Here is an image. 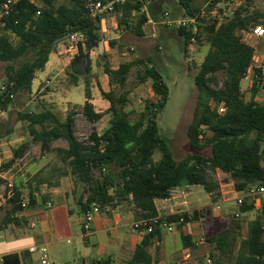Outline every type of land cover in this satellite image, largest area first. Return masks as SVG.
I'll return each instance as SVG.
<instances>
[{
    "label": "trees",
    "instance_id": "16d2710c",
    "mask_svg": "<svg viewBox=\"0 0 264 264\" xmlns=\"http://www.w3.org/2000/svg\"><path fill=\"white\" fill-rule=\"evenodd\" d=\"M6 1L0 0V7ZM41 1L43 5L32 0H18L11 14L4 19L5 26L0 27V62L4 63L2 82L6 83L4 90L0 88V110L26 106L37 72L45 68L57 44L74 33L82 34L85 40L78 44L79 53L67 73L74 86L79 84L80 76L85 78L86 102L79 110L69 111L64 120L50 108L43 111L24 108L22 113L19 112L18 119L28 123L33 139L16 148L5 167L23 158L33 143L40 144L42 153L54 152L63 163L61 175L71 174L83 187L84 192L79 198L81 212L93 203L101 210L124 203L133 205L136 222L145 220L147 227L152 225L153 229L149 233L146 227L137 229L145 235L126 264H154L149 248L160 240L164 222L178 223L182 228L199 219L197 212L160 217L157 201L169 199L176 188L201 186L208 194L219 195L222 189L217 177L221 175L235 192L264 186V103L255 100L257 93L262 91L254 82L250 99L242 92V81L254 68L256 52L245 40V33L256 26H264V12L255 8L256 0H245L223 19L213 12L218 9L219 14H224L217 6L230 0H204V3L176 0L186 17L197 20L196 33L190 28L179 29L186 56L189 57L192 43L207 49L203 62L197 66V101L187 134L195 150L202 152L211 147L212 151L211 155L188 154L181 161L175 160L160 134L158 118L168 103L169 89L153 57L124 62L117 69L105 64L111 89L108 92L101 89V93L110 102L106 111L111 116L109 127L102 134L94 131L87 140L76 136L79 114L91 124H97L105 115L96 112L92 103L93 61L90 55L102 42L103 15L94 14L90 9V4L96 0H68L62 4H57V0ZM152 3L150 11L144 10L146 3L143 0L115 3L116 9L112 13L121 17L118 27L144 36V26L150 19L157 20L161 9L157 4L160 1L153 0ZM209 16L213 19L209 20ZM115 44L110 43L111 47ZM134 67H139L138 83L151 81L156 98L147 100L141 116L131 121L130 114L125 111L129 104V93L125 88ZM259 72L260 69H255V74ZM220 74L222 84L218 80ZM221 105L227 108L223 115L218 112ZM57 141H66L68 148H53ZM156 154L159 159L155 158ZM96 170L100 172L99 177L94 176ZM50 184H53L51 180ZM28 186L34 207L38 203L36 189H32V182ZM14 191V196L7 201L4 225L21 220L17 215L23 212V192L18 186ZM42 200L46 202V197ZM255 202V199L246 198L239 214L253 211ZM262 211L251 222L246 238L242 237V225L237 220H233L232 227L207 238L206 242L212 247L213 264H264V206ZM157 217L159 223L155 224L153 220ZM181 218H184L183 223H180ZM181 236L184 248L194 246L191 236L183 233ZM3 264H22L21 257L6 255ZM93 264L116 262L108 256L96 259Z\"/></svg>",
    "mask_w": 264,
    "mask_h": 264
},
{
    "label": "rangeland",
    "instance_id": "374dc122",
    "mask_svg": "<svg viewBox=\"0 0 264 264\" xmlns=\"http://www.w3.org/2000/svg\"><path fill=\"white\" fill-rule=\"evenodd\" d=\"M32 1L38 3L39 5H43L41 0ZM158 1H160V3L157 4L161 8L157 15L158 18L157 20L149 21L148 24L145 25V35L142 37L137 36L130 31H124L123 28H119L118 23L121 19L119 14L107 12L104 14L96 13L103 15L101 22L102 42L99 46V49L95 52L93 61V68L97 75V79H94V83L98 88L96 91L97 95L94 98L96 101V108L98 111H105V104L103 102L99 84L101 79L104 78L105 64L109 63L111 67L117 68L124 62L133 61L141 57H153L169 89L168 103L164 108L163 113L158 118L160 134L171 148L175 160L181 161L188 154L193 153L211 155V147L206 148L202 152L195 150L191 146L187 134L188 127L192 122L197 101L198 92L195 84V76L198 72L197 66L203 62L207 50H205L204 47H199L197 43H192V45H190L189 57H187L184 52V39L179 33L180 27H178L177 24H168V21L186 19L187 17L185 16V11L177 4L176 0ZM66 2H68V0H57V4ZM143 2L147 5V11H150L149 6L153 5V0H143ZM198 2L204 3V0H199ZM244 2L245 0H230L229 3H221L220 7L224 12H227V16H229L234 12L235 9L239 7V5H241V3ZM254 3L255 8L264 12V0H256ZM202 8L206 10L205 5ZM210 19L213 18L209 16V20ZM118 36L119 38H117ZM245 40L252 44L250 38L247 36L245 37ZM111 42L116 43L114 47H111ZM261 48L263 47L257 45L256 61L254 62V67H260L264 62V59L261 60L263 57L260 55V51L262 50ZM262 51H264V48ZM72 61L70 62L69 67ZM68 69H66L61 78L52 84V88H50L48 91L49 94L52 95L50 97V109H52L63 120L66 119L69 111L76 109L72 105V102H67L65 100V94L68 93L71 88L74 91V100H76V102H80L82 100L81 103H83L85 101V78L80 76L81 82H79L77 86L71 85L69 75L67 73ZM138 69L139 67L133 68L125 88V90H127L129 93V104L125 108V111L130 114L131 121H135L141 116L145 110L147 100L156 98V95L152 90L151 81H148L145 84L138 83ZM254 75L255 70H251L248 74L249 79L243 80L242 85L244 95L248 96L250 92V84L251 82L254 83ZM3 78L4 63L0 62V83H2ZM218 80L219 83L222 84L223 77L221 74L218 75ZM107 88L108 90L111 89L109 85ZM115 90H117L118 93H121L119 89L115 88ZM23 110L24 107L18 109L12 107L8 113L0 118V143L6 145V153H2V157L4 155L12 154L13 146L15 147L20 143L19 141L22 135L27 134L28 124L18 119V113H22ZM104 113V117L97 124L89 123L82 114H79L76 117V136L80 140H87L94 131L102 134L109 127L111 118L110 114H108L106 111ZM55 144L68 146L66 141H57ZM30 155L36 157L38 161H41V163L44 164L54 160L55 156L54 153L42 154L40 146L38 145H34L32 147ZM30 155H28L29 160L31 159ZM43 155L45 156V159L42 158ZM155 158L159 159V154H156ZM11 159L8 160L5 158L3 162H1L2 164H0V172H6L7 177L14 176L13 178L15 179L17 170L23 169V173H25L26 168L24 165L26 159L24 161L18 162L19 165L17 166V169L10 170L13 165L8 168L5 167V165ZM28 166L29 165H27V167ZM94 176H100L99 170L94 172ZM217 178L219 182H221L222 194L219 193V195H217L216 193L210 195L201 186L187 185L185 189L187 192H189L187 199L184 198L185 201L188 200L187 208L191 213L197 212L201 218H204L202 222V229L197 236L199 240L204 237V241L200 244L199 249L192 256L193 258H196L195 261L192 260V257L190 259L187 258L184 251H179L178 253L176 252L175 260L178 264H206L208 259H211V264H213V260L210 257L212 247H210L206 242L207 238L217 235L222 231L232 227L233 220H237L241 223L242 237L246 238L248 236L251 222L263 212L264 195H261L255 202L256 208L253 211L240 215L239 213L241 206H239L235 201L236 193L233 192V187L225 184V177L223 175ZM28 184L29 182L25 183V186ZM183 188H185V186ZM83 192V187H81L80 193ZM0 193L1 220L5 215V209L8 207V204L5 202V188H3ZM184 193L187 194L186 192ZM24 195L29 196V191L25 190ZM86 196L87 195L85 194V197ZM218 203H220V209H217L216 207ZM120 223L121 225L118 226L115 224V222L111 221L110 234L107 232L99 233L94 236L91 234V236L88 238L89 242H87L88 239H83L81 237L72 238L71 246H75L77 243L79 248L78 253L75 256L76 259L83 260V258L88 259L102 256V246L107 243L109 239L118 238L119 236H126V233L128 232L127 230H129V228L126 227L127 220L121 218ZM166 229L162 235L164 246L156 245L157 241H155V245L152 247L154 264H171L170 260L166 258V255L163 252V247L165 248L166 252L169 253V255L174 253L178 248L182 247L181 234L179 230L175 229V231L169 232ZM28 230V234L35 233V229L29 227ZM67 246L69 245L67 244ZM167 246L168 248H166ZM82 247H85L86 249L87 255L85 257L81 251ZM47 251L49 253V249H47ZM107 254H114L118 264H126L128 261L127 259H129V257L127 258V253H125L124 259H119V255L114 252H108ZM163 258L165 259L164 261ZM196 260L198 261L197 263Z\"/></svg>",
    "mask_w": 264,
    "mask_h": 264
},
{
    "label": "crops",
    "instance_id": "0c3cea01",
    "mask_svg": "<svg viewBox=\"0 0 264 264\" xmlns=\"http://www.w3.org/2000/svg\"><path fill=\"white\" fill-rule=\"evenodd\" d=\"M144 10H147V5L145 6ZM151 20L152 19H150V21ZM144 31H145V26H144ZM117 38H119V36ZM250 40L252 43L251 45L253 47L257 48V45H260V47L264 48L263 39H257L255 37H251ZM263 48L261 49L263 50ZM98 49L99 47L91 51L90 55L92 61H94L95 52ZM262 50L260 51V55L263 56L261 60L264 59V51ZM78 53L79 52L73 51L64 40L60 41L57 44L56 50L50 55L49 61L46 64L45 68L37 72L36 74V77L32 83V92L30 95V99L28 100L26 106L24 107L25 109L30 108L31 110L34 111H43L51 107L50 97L52 95L49 94L48 91L50 88H52L51 87L52 84L63 76L66 69H68L70 62L75 58V56ZM117 68H113V69H117ZM94 79H97V75L93 68L92 103L95 106L96 112H105L110 108V102L104 99V97L102 96L103 102L105 104L104 105L105 111L97 110L96 101L94 98L97 95L96 91L98 88L94 83ZM245 79L248 80L249 77L247 76ZM99 84H100V91L101 89L106 92L110 91V89L108 90L107 88V86L108 85L110 86V84H109V78L106 73L104 74V78L101 79ZM249 88H250V92L248 96L244 95L246 99H250L252 97V88H253L252 82ZM242 92L244 93L243 85H242ZM65 97H66L65 100L67 102H72V105L77 110H79L86 102V98L83 103H81L82 100L80 102H76V100H74V91L72 90V88L68 91V93L65 94ZM255 100L260 103H264V95L261 92L257 93ZM32 139L33 137L30 134L29 129H27V134L22 135L20 137V141H19L20 143L17 144L15 147L13 146L12 154L4 155L3 157H2V153L3 154L6 153L5 151L6 145L0 143V157H1L0 164H2L1 162H3L5 158L8 160L11 159L13 157L14 150L18 148L24 141H32ZM34 145L40 146V144L33 143L30 149L25 153L24 157L18 159L13 164L14 167L12 166V168L10 169V170L17 169V166L19 165L18 162L24 161L26 159L24 165L26 168L25 173H23L24 172L23 169H19L20 171L17 170L15 179L13 178L14 176L7 177L6 172H1V173L4 178L8 179L9 181H12L15 186H18L20 188V191L23 192V194L25 190L29 189L28 186L29 184L25 186V183L27 182L33 183L32 189H36L35 195L38 201V203L36 204V206H34L33 209L35 211V214H37L36 217L37 225L35 228H32L35 229L34 230L35 233L28 234L29 231L28 229L30 227L29 217L34 215V212L33 213L22 212L17 215L21 220H19L17 223L12 222L11 224L8 225H4L2 218L0 220V264H3L4 256L11 254L19 255L21 257L22 264H39L38 254H32L28 250L30 247L38 246V245L45 246L47 247V249H49L50 258L56 264H93V262L96 259L101 260L102 258L108 256H111L115 260L116 264H118L114 254H107L108 252H114L118 254L119 259H124V255L125 253H127L128 254L127 258L129 257V259L127 258L126 259L130 260L135 252L137 245L142 241L145 235V233L140 232L139 230L134 228V223L136 222V219H135L133 205H131L130 203H124L121 205L106 207L105 209L101 210L100 213L95 216V220L92 226V232L89 234V236L85 237L82 228L83 212H81V208L79 205V198L81 196L80 185L71 176V174L67 176L61 175V169L64 166L63 163L56 157L54 152H50L52 154L54 153L55 155L54 160H52L51 162L49 161L47 164L41 163V161H38L36 157L30 155V152ZM52 147L68 148V146L66 145H57L55 143L53 144ZM40 150H41V146H40ZM42 154H46V153H42ZM28 155H30L31 157L30 160L28 159ZM42 158L45 159V156L43 155ZM27 165L29 166L27 167ZM68 171L70 172V169H68ZM50 180L53 184H50ZM183 187H179V189L181 191L184 190V192H186L189 195V192L185 190L187 186H185V188ZM235 193H236L235 196L237 197L238 192ZM43 197H46V202H43L42 200ZM184 197L185 196L183 195L181 196L180 194L175 199L170 198L167 200H158L157 207H158V211L160 212V215L162 216L167 214L174 215V214H179L183 211L191 213L187 208L188 200L185 201ZM47 203H52L53 207L45 211H39V209L42 208L43 205H46ZM121 218L127 220L126 227L129 228V230H127L128 232L126 233V236H122V237L119 236L118 238L109 239L107 243H105L102 246L101 251L103 254L100 257L88 258V259L83 258V260L76 259L75 256L78 253L79 248L77 246V243L75 246L73 245L71 246L72 238L81 237L83 239H88L91 236V234L94 236L103 232H107L108 234H110L111 221L115 222L116 225L120 226ZM203 220L204 218L203 217L201 218L200 216L198 220L190 222L185 226H183L182 228L178 227V223H174V229L176 230L178 229L180 234L183 233L185 235L192 237L194 246L189 248H184L182 241V247L178 248L171 255H169V253H167L165 248L163 247V252L166 255V258L170 260L171 264H178L177 261L175 260L176 252L178 253L179 251H184L186 253V257L190 259L194 255V253L199 249L200 244L204 241L203 240L204 237L201 238L202 240L201 239L199 240L197 238L199 232L202 229ZM165 229H166L165 227L162 228V234L160 240H157L156 245L158 246H164L162 235ZM166 230L168 231V229ZM181 240H182V236H181ZM87 242H89V239ZM67 244L69 246H67ZM153 245L150 246L149 248V252L151 253V255H152ZM166 248H168V246ZM81 251L83 252V255L85 257L87 255L85 247H82ZM164 258L163 261L165 260ZM195 259H196L195 257L194 258L192 257V260L195 261ZM197 262L198 261L196 260V263Z\"/></svg>",
    "mask_w": 264,
    "mask_h": 264
},
{
    "label": "built area",
    "instance_id": "2783aa9c",
    "mask_svg": "<svg viewBox=\"0 0 264 264\" xmlns=\"http://www.w3.org/2000/svg\"><path fill=\"white\" fill-rule=\"evenodd\" d=\"M125 0H96L93 1L90 4V9L91 11L96 14V13H112L115 11L116 6L115 3H123ZM18 2V0H7L6 2H4L1 7H0V27H4L5 23H4V19L7 18L12 11L13 6ZM221 5L219 4L217 7H220ZM168 15V14H166ZM213 15H219L220 19H223L224 16H227V12H224V14H219L218 9H216L213 12ZM168 24H177L178 27L180 28H190L193 30L194 33H196L198 31V26H197V20L196 18L193 17H187L186 19H181V20H175V21H168ZM251 38V37H255L257 39H263L264 40V26H256L255 28H253V30L249 33H245V37ZM85 38L82 34L80 33H74L71 34L67 39H65L64 41L69 45V47L73 50L78 52V44L84 42ZM194 41V40H193ZM256 50V48H255ZM257 52V51H256ZM256 52H255V58H254V62L256 61ZM255 68L260 69V72L254 75L253 80L254 82L257 83L258 86L261 87V93L264 95V62L260 67H254L253 70H255ZM0 88L2 90H4L6 88V83L2 82L0 83ZM14 96L11 95V99H13ZM11 108H9L8 110H0V118L5 115L6 113H8V111H10ZM227 111V108L224 105H221L218 108V112L220 114H225ZM0 192L2 191L3 188H5L6 190V199L5 202L7 203V201L9 199H11L14 194H15V185L12 181H9L8 179L4 178L2 176V173L0 172ZM3 181V182H2ZM6 181V182H5ZM184 191V190H183ZM183 191H181L178 188H176L173 192L170 198L175 199L178 195L181 194V196H185L184 198L187 199V195L185 194ZM264 195V186L262 187H253L245 192H238V196L235 198L237 204L239 206L243 205L246 198H252L255 199V201L258 200V198ZM0 197H1V193H0ZM87 197V196H86ZM169 198V199H170ZM167 200V199H166ZM21 206L23 209L24 213H33L34 215L30 216L29 218V225L31 228H35L37 225V214H35V211L33 210L34 207L31 206V201H30V197L29 196H25L24 194L21 196ZM86 201V200H85ZM53 205L52 203H47L46 205H43L42 208L39 209V211H45L47 209L52 208ZM217 209H220V203H218L216 205ZM101 211L100 206L97 203H93L89 206V209L86 211H83L82 213V228H83V232H84V236L87 237L89 236V234L92 232V226L95 220V216L97 214H99ZM182 213V212H181ZM168 215H173V214H167L164 216H168ZM162 217V215L160 216ZM159 219L160 218H155L153 220V222L155 224L159 223ZM184 222V218H181L180 223ZM148 222L147 221H139V222H135L134 223V228L135 229H139L140 227H146V232L149 233L152 231L153 226H148ZM163 227L167 228L169 232H173L174 229V223H167L164 222ZM29 252L32 254H38L39 256V264H56L54 263L50 256L49 253L47 251V248L45 246L42 245H38V246H32L29 249ZM208 264H211L212 261L211 259L207 260Z\"/></svg>",
    "mask_w": 264,
    "mask_h": 264
}]
</instances>
